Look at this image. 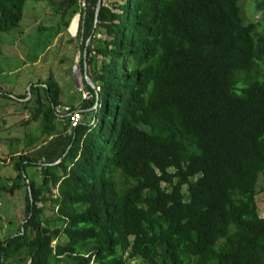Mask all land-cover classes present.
Here are the masks:
<instances>
[{"label":"trees","instance_id":"16d2710c","mask_svg":"<svg viewBox=\"0 0 264 264\" xmlns=\"http://www.w3.org/2000/svg\"><path fill=\"white\" fill-rule=\"evenodd\" d=\"M26 1L0 0L1 33L18 26ZM45 1L58 27L79 15L101 115L60 131L57 82L48 75L30 86L27 123L40 121L45 143L17 156L2 188L23 184L25 206L14 233L0 232V264H264L255 201L264 181V0L253 1L254 21L239 0ZM39 164L41 183L25 182ZM47 202L59 227L43 219Z\"/></svg>","mask_w":264,"mask_h":264},{"label":"rangeland","instance_id":"374dc122","mask_svg":"<svg viewBox=\"0 0 264 264\" xmlns=\"http://www.w3.org/2000/svg\"><path fill=\"white\" fill-rule=\"evenodd\" d=\"M253 1L239 0L242 14L247 21H254L259 17V14L253 10ZM102 2L109 7L113 4H120L118 0H102ZM78 18L79 16L75 15L66 20L69 21L67 28L58 27L61 23L60 18L53 14L47 1L27 0L22 20L18 26L8 33L0 32V87L7 95L4 98L0 96L1 233L4 231L14 233L24 215L25 188L23 184L13 194L6 193L2 188H10L16 176L12 166L14 160L20 154L29 155L25 152L27 151L26 141L36 138L35 135L38 134L37 129L40 122L27 123L30 110L35 107L33 102L35 93L34 90H29L30 86H36L37 82L44 81L48 75H51L61 87L59 107L67 106L65 103L78 104L81 100L89 102L94 98L93 95L87 98V91L84 87L85 84L89 85L86 78L90 80L83 60L90 39L85 42V49L81 50V42L77 39ZM90 82V87L96 86L91 80ZM18 95H26V98L21 102H16ZM83 95L87 100L83 99ZM96 99L94 98V103L87 109L77 108V111H83L81 122H92L90 119L94 117L96 125L101 115V110L95 114L100 109L99 103L96 104ZM27 101L29 102L26 106H23ZM60 123L59 120L56 121L58 127ZM67 131L68 134L72 133L69 129ZM40 145L37 148H40ZM36 150L34 148L32 154ZM41 168L40 164L28 167L25 171V179L32 178L36 184H40L42 181ZM52 192L57 194L55 190ZM257 192L255 201L259 215L262 217L264 214V181L262 178L258 180ZM44 206L46 208L43 213L44 221L50 223L51 228L59 227V221H51L55 218L56 206L53 207V204L49 202Z\"/></svg>","mask_w":264,"mask_h":264},{"label":"built area","instance_id":"2783aa9c","mask_svg":"<svg viewBox=\"0 0 264 264\" xmlns=\"http://www.w3.org/2000/svg\"><path fill=\"white\" fill-rule=\"evenodd\" d=\"M93 91H94V98L96 99V104H98V93L100 91L99 86H93L92 87ZM91 93L87 92V98L88 96H92ZM87 98H85V95H83V99L87 100ZM95 108V107H94ZM56 110V115L57 117L61 120L64 121L65 123H68V129L70 131H73L74 128L81 122V118H82V110H72L69 106H65V107H59L57 106L55 108ZM58 113V114H57ZM90 121L92 122H88L89 125H94V117H91Z\"/></svg>","mask_w":264,"mask_h":264},{"label":"crops","instance_id":"0c3cea01","mask_svg":"<svg viewBox=\"0 0 264 264\" xmlns=\"http://www.w3.org/2000/svg\"><path fill=\"white\" fill-rule=\"evenodd\" d=\"M61 88V87H60ZM18 96H20V95H18ZM18 96H16V102H21V101H23L22 99H17V97ZM59 99H60V97H59ZM60 102H61V100H60ZM66 105H70V106H74V107H78V106H80V104H82V100H81V102H79L78 104H74V105H72V104H68V103H65ZM57 120H59V119H57ZM60 121V120H59ZM36 122V121H35ZM40 122V121H39ZM61 122V121H60ZM55 124H56V122H55ZM62 126H64V124H63V122H61L60 123V126L58 127L57 125H56V128H58V130H60L61 131V127ZM40 127V126H39ZM37 131L39 132V128L37 129ZM70 131V130H69ZM67 133H68V131H67ZM70 135H71V133H69ZM35 137L36 138H34L35 139V141L36 142H34V143H29L30 145H29V147H27L26 149H27V151H25V152H28V153H32V151L34 150V148H36L39 144H44L45 142H43V143H41L40 141L42 140L41 138H40V134H37V135H35ZM37 149V148H36ZM24 152V153H25ZM21 155V154H20ZM59 161H57V162H55V163H58ZM30 167V166H29ZM30 180H33L32 178L30 179ZM34 181V180H33ZM26 182H28V180H26ZM35 182V181H34ZM36 183V182H35ZM14 193V192H13ZM25 201V200H24Z\"/></svg>","mask_w":264,"mask_h":264},{"label":"water","instance_id":"95a60500","mask_svg":"<svg viewBox=\"0 0 264 264\" xmlns=\"http://www.w3.org/2000/svg\"><path fill=\"white\" fill-rule=\"evenodd\" d=\"M96 12H98V6H97V10H96ZM79 16V15H78ZM79 19V18H78ZM96 21V20H95ZM87 79V82H88V84L91 86V82H90V80L88 79V78H86Z\"/></svg>","mask_w":264,"mask_h":264}]
</instances>
